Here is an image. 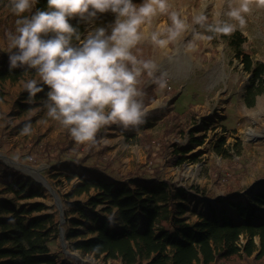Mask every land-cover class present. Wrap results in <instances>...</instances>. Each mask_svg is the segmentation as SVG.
<instances>
[{
	"label": "rangeland",
	"instance_id": "obj_1",
	"mask_svg": "<svg viewBox=\"0 0 264 264\" xmlns=\"http://www.w3.org/2000/svg\"><path fill=\"white\" fill-rule=\"evenodd\" d=\"M139 1L141 0H133V3L139 5ZM229 2L230 0H169L171 10L187 18L189 30L167 49L153 45L150 32L158 27L171 25L169 16L161 15L153 21L149 39L140 43L145 47L149 60L158 66V71L150 81L161 78L162 74H166L163 78L167 80V87L158 88L157 101L146 109L159 108V112H163L159 123L148 130L156 142L166 141L165 144H169L161 162V173L158 176L152 174L156 165L154 154L149 155L142 144L129 143L117 125L104 134L99 145L93 146L95 151L101 150L100 146L108 147L106 155L111 163L105 167L103 162L100 165L103 166L104 174L116 183L128 182L137 186L140 182L138 179L143 178L150 182L164 179L183 186L182 195L177 196V199L186 198L183 202L187 211L183 218L190 223L199 219L200 212L210 214L211 206L218 213L221 208H226L237 219V213L230 202L245 201L259 189H264V93L257 96L254 106L246 105L243 98L250 84L251 74L244 70L242 61L235 56L227 41L219 38L214 44L208 39L197 38L198 34L206 35L193 22V18L201 13L208 16L209 22L217 18L227 20L224 13L228 11ZM236 2L237 0H231L233 6ZM6 5L7 0H0V48L5 46L6 34L15 32L18 19ZM115 19V14L108 12L99 13L94 22L82 20L87 32L81 40L100 26L106 27L110 33ZM246 21L243 28L235 21L228 22L236 24V29L246 36L244 49L251 54L253 61L262 62L264 8L254 6L251 13L246 15ZM77 44L79 42L75 45ZM31 79L39 82L38 74L26 75L18 81L6 80L0 83V159L35 181L42 182L45 197L27 201H44L49 206L48 211L53 212L60 222L58 202L63 205L65 214L69 213L73 199H67L65 194L72 192L81 180L77 176L68 182L65 176H55L60 172L99 175L97 170L83 167L78 169L68 164L55 167L46 163L40 154L31 151L36 141L56 143L64 141L70 135L59 121L47 114L45 101L48 86L41 91V99L33 101L21 98L25 83ZM192 106L195 118L183 121L185 132H174L165 137V118L172 113H183ZM26 125L31 127L30 134H22ZM190 136L201 142L190 144ZM175 143L190 151L189 157L182 164L169 162L173 158ZM220 146L222 152L217 149ZM94 162L95 158H91L88 164L92 165ZM171 190L175 195L179 192L176 187H171ZM1 197L12 200L15 206L26 202L10 192H2ZM86 198V195H81L75 199ZM255 214L264 216V207H259ZM76 216L77 214H70L62 224L66 246H63L59 234L51 242L52 251L60 254L63 250L83 262L104 264L103 260L95 259L93 255L83 256L80 251L73 250L72 244L76 237L70 221ZM79 228L87 231L83 226Z\"/></svg>",
	"mask_w": 264,
	"mask_h": 264
},
{
	"label": "trees",
	"instance_id": "obj_2",
	"mask_svg": "<svg viewBox=\"0 0 264 264\" xmlns=\"http://www.w3.org/2000/svg\"><path fill=\"white\" fill-rule=\"evenodd\" d=\"M37 9L46 10L47 0H39L35 6ZM70 23L78 28L81 38L87 32L80 18L70 20ZM219 38L227 41L235 56L242 61L244 70L251 74L243 99L252 107L257 96L264 93V61L254 62L244 49L246 36L241 30L236 29L231 35L213 36L210 41L216 44ZM78 42L73 40L74 45ZM9 44L6 35L5 46L0 48V83L18 81L36 73L34 69L9 70L8 55L14 51ZM132 51L139 59L149 60L143 45L138 44ZM150 78L145 72L137 85L143 93L140 99L145 110L159 97V87ZM28 96L24 89L21 98L29 100ZM42 97V92H39L31 100ZM192 108L165 118V137L174 132H185L183 121L195 118ZM159 111V108L147 110L143 123L136 127L125 128L118 123L106 125L97 131L92 142L78 143L67 135L64 141H36L31 147L33 153L40 154L46 163L55 167L68 164L78 169L98 171L99 176L65 172L55 176H65L68 182L77 176L81 180L72 192L65 194L67 199H73L72 209L65 214V220L70 214H77L70 221L76 237L73 250L80 251L83 256L93 255L104 264H264V216L255 214L259 207H264L263 188L245 201L230 202L237 219L229 214L228 209L221 208L218 213L211 206L210 214L200 212L199 219L190 223L183 218L187 211L183 202L186 198L177 199L182 195L183 186L169 180L150 182L143 178L138 179L137 186H132L128 182L116 183L104 174L100 163H105L104 167L110 165L111 160L106 155L108 147L100 146L101 150L95 151L93 146L99 145L101 138L114 125L122 129L129 143L142 144L149 155L154 154L156 165L152 174L158 176L161 173V162L169 144L156 142L148 131L162 118L163 112ZM190 137L192 145L201 142ZM217 149L222 152V146ZM189 152V149L175 143L173 158L169 162L182 164L189 157ZM91 158H95L92 165L88 164ZM171 187L179 189L178 194L175 195ZM0 188V264H93L63 250L60 254L52 251L51 242L60 234V222L53 212L48 211L49 206L44 201H27L45 197L40 182L0 159ZM2 192L13 193L26 202L15 206L12 200L1 197ZM81 195H86V200L75 199ZM80 226L87 231L81 230Z\"/></svg>",
	"mask_w": 264,
	"mask_h": 264
},
{
	"label": "clouds",
	"instance_id": "obj_3",
	"mask_svg": "<svg viewBox=\"0 0 264 264\" xmlns=\"http://www.w3.org/2000/svg\"><path fill=\"white\" fill-rule=\"evenodd\" d=\"M39 0H7L10 11L18 19L15 33H7L10 41L9 70L34 69L39 82L31 79L25 83L29 100L48 86L45 107L52 119L69 131L78 143L92 142L97 131L110 124L125 128L143 123L146 110L138 89L139 78L147 73L152 77L158 71L152 60H142L133 49L149 39L153 21L167 14L171 25L161 26L150 32L151 43L161 49L176 42L187 32V18L171 10L169 0H47L46 10L33 9ZM264 8V0H231L224 15L209 22L206 14L193 18L194 25L203 32L197 38L231 35L246 25V15L253 7ZM115 14L109 33L106 27H96L83 40L77 27L70 20L94 22L99 13ZM29 13L30 15H24ZM79 41L74 45L73 40ZM155 79L161 89L167 80ZM26 125L22 134H30Z\"/></svg>",
	"mask_w": 264,
	"mask_h": 264
},
{
	"label": "water",
	"instance_id": "obj_4",
	"mask_svg": "<svg viewBox=\"0 0 264 264\" xmlns=\"http://www.w3.org/2000/svg\"><path fill=\"white\" fill-rule=\"evenodd\" d=\"M39 182L42 183L41 181H39ZM49 189L51 190V192L53 194H55V191L51 187ZM58 208H59L60 214H61V221H60V226H59L60 227V235H61V240L63 242V246L65 247L66 246L65 236H64L63 226H62L63 222H65V209H64L63 205L59 202H58ZM66 253H68V252H66Z\"/></svg>",
	"mask_w": 264,
	"mask_h": 264
},
{
	"label": "built area",
	"instance_id": "obj_5",
	"mask_svg": "<svg viewBox=\"0 0 264 264\" xmlns=\"http://www.w3.org/2000/svg\"><path fill=\"white\" fill-rule=\"evenodd\" d=\"M169 88H171V87L169 86Z\"/></svg>",
	"mask_w": 264,
	"mask_h": 264
}]
</instances>
